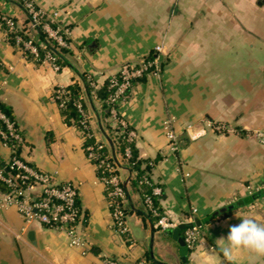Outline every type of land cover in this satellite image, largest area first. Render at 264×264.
Returning a JSON list of instances; mask_svg holds the SVG:
<instances>
[{
  "label": "crops",
  "instance_id": "0c3cea01",
  "mask_svg": "<svg viewBox=\"0 0 264 264\" xmlns=\"http://www.w3.org/2000/svg\"><path fill=\"white\" fill-rule=\"evenodd\" d=\"M33 1L70 28V62L97 86L123 63L154 54L163 45L161 74L135 82L129 99L119 105L137 133L139 157L152 160L151 179L163 190L157 207L176 222L191 215L199 222L188 264H264V255L244 249L229 262L218 243L231 224L241 222L237 215L264 222V190L249 192L264 183V144L246 134L264 127V3ZM0 11L19 22L26 16L9 0H0ZM78 82L69 64L56 70L25 56L0 23V101L23 133L20 156L58 182L77 187L83 212L79 232L90 242L85 252L73 247L63 231L28 223L11 206L0 210V264H106L109 257L125 264L140 258L150 264H185L173 229H158L137 192L126 203L129 237L112 229L105 185L87 156L82 128L74 118L66 119L52 97L56 87ZM85 100L93 129L103 139L99 111ZM170 116L180 136L177 151L171 150L163 127ZM208 121L237 130L221 134ZM189 125L204 134L191 139ZM10 155L0 138V158L6 162ZM121 174L128 180L127 170ZM228 205L234 207L221 211Z\"/></svg>",
  "mask_w": 264,
  "mask_h": 264
},
{
  "label": "built area",
  "instance_id": "2783aa9c",
  "mask_svg": "<svg viewBox=\"0 0 264 264\" xmlns=\"http://www.w3.org/2000/svg\"><path fill=\"white\" fill-rule=\"evenodd\" d=\"M26 8L32 14L36 25L43 17L49 21L43 23V28L49 37L54 39L60 46L71 49L70 34L68 27L57 23L55 12H48L33 0L26 2ZM14 15L6 13L0 15V19L5 21L9 27V32L14 31L17 22L13 19ZM51 23H56L52 25ZM33 24V26L35 25ZM35 35L29 39L16 35L15 45L24 53L25 56H33L39 59L40 51L35 44ZM163 45L155 47V53L152 57H142L135 61H128L121 65L116 73L111 74L109 78V88L112 90L108 97L110 107L111 121L114 128H118L120 134L130 141H136L137 133L130 127L125 117L119 109V105L129 99L134 83L142 77L150 75H160L162 71L161 52ZM41 63H49L56 70L61 65L56 61L54 55L47 51L41 58ZM53 100L60 108H63L70 98L68 86H58L53 91ZM74 105L79 114L78 124L82 128L85 140H91L85 143V149L88 158L95 164L101 181L105 185L108 198V205L111 215V227L117 233L129 237L130 230L126 221L125 204L128 200V194L121 175L118 173V166L107 158L104 148L108 146L107 142L93 129V120L87 109L84 96H80L74 101ZM0 138L3 144L11 150L9 159L0 163V210L14 206L26 222L38 221L46 227L63 231L73 247L82 249L84 252L90 247V242L79 232V224L83 218L82 209L78 203V189L72 182H58L52 173L42 171L37 167L26 162L17 153L16 146L23 144V133L17 125L15 118H11L0 108ZM208 126L218 133L233 131L228 129V125L223 122L208 121ZM163 127L171 150L179 149L180 136L175 129V117L170 116L164 120ZM192 126L187 127L188 135L191 139H197L204 134V130L193 131ZM235 130V129H234ZM260 143L264 144V129H255L252 132ZM126 157L130 156V149H126ZM120 163L126 161L118 154ZM11 172L7 174L5 168ZM136 173V172H135ZM134 173V174H135ZM141 183H148L151 186L149 192H145L144 206L146 210L155 217V225L160 230L174 229L181 223H191L183 231V238L188 249H193L199 239L200 226L197 224L193 215L188 216L181 222H176L173 218L162 212L154 202V196H160L163 192L162 187L153 184L145 176ZM128 184V183H127ZM264 190V183L256 188H249L253 194L256 191ZM196 212V209H192ZM129 239V238H128ZM106 264H125L116 258H105ZM134 264H150L146 258H140Z\"/></svg>",
  "mask_w": 264,
  "mask_h": 264
},
{
  "label": "trees",
  "instance_id": "16d2710c",
  "mask_svg": "<svg viewBox=\"0 0 264 264\" xmlns=\"http://www.w3.org/2000/svg\"><path fill=\"white\" fill-rule=\"evenodd\" d=\"M27 1L28 0H18V2L21 3L25 8H26L25 4ZM37 7H39V6L37 5ZM3 14H6V13L0 11V15H3ZM30 15L32 17V14H30ZM13 19L17 22V26H16V29L12 32L11 31L9 32V27L6 24V22L0 19V23L4 27V29L7 31L8 39L10 40L11 43L15 44L16 35H21L25 39H29L31 35H35V37H36L35 44L39 48L40 56H39V59H36L30 55L29 59L34 60L36 63H41V58L44 56L45 52L50 51L54 55L56 61L60 65L64 66V65L69 64L68 61H70V58L73 54L71 49L60 46L54 39L49 37L46 30H44V28H43V23L49 21L48 19H46L44 17L42 19H40V22L38 24L40 31H38V29L35 26H33L31 19L27 15L24 16V19L22 22H19L18 18L15 16L13 17ZM57 23H59V22H57ZM51 24L56 25V23H51ZM46 41L48 44L46 43ZM54 49H55V51H54ZM152 56H153V54H150V55L145 56V57H152ZM83 78H84V81L87 85L88 95L93 100V102L97 101V104L95 103L94 105H95V107H97V110L99 111V114L101 116L102 124H103L104 128L108 129V131H109V136L113 141V144H114V147H115L117 154H120L122 156V158H125L126 157V154H125L126 149L127 148L130 149V153H131L130 156L125 158L126 161H124L122 166L120 168H118L117 171H118L119 175H121L122 183H124L125 178L122 176L121 170L124 169V170H127L129 172L130 175L128 178L127 190H128L130 195L134 192H137L140 195V198H141L142 203H143V200H144L143 194L145 192H149L151 190V186L148 183H141V180L145 176H147L152 181V179H151V170H152V164L151 163H152V160H150V159L145 160V159L140 158L138 155V151L136 149V146H135V142L125 139L123 137V135L120 134V132H119L120 130L118 128L113 127L111 117H110L111 116L110 107L108 104V97H109L110 93L112 92V90L109 88V78H107L106 82L100 86L93 84L92 78L88 75L83 74ZM143 78H145V77H142L140 79H143ZM139 80H137V81H139ZM68 87H69L70 98L67 101L66 105L61 109L63 110V113L65 114L67 120L74 118L76 121H78L79 120V114H78L77 109L74 105V101L77 100L82 95L84 96L85 99H88V95L86 93V90L84 88L83 83L80 84L78 82L75 84H71ZM0 108L3 111H5L7 113V115H9L11 118H15L14 115L12 114V111L6 105H4L1 101H0ZM1 125L2 124L0 121V126ZM89 141H93V139L87 140L85 143H87ZM21 145L22 144H19L16 146V149H17L16 151L19 155H20L19 149H20ZM103 150H104V153L107 156V158L114 163L110 148L107 146ZM0 163H1V166H3L4 162L1 158H0ZM5 172L7 174H10L11 171L6 167ZM160 196H154V202H155L156 206H157L158 198H160ZM255 197H257V193L252 195V198H255ZM144 209H146L145 206H144ZM125 210L127 213V204H125ZM146 212L151 216L153 221H155V217L152 215V213L149 212L148 210H146Z\"/></svg>",
  "mask_w": 264,
  "mask_h": 264
},
{
  "label": "clouds",
  "instance_id": "9594fccd",
  "mask_svg": "<svg viewBox=\"0 0 264 264\" xmlns=\"http://www.w3.org/2000/svg\"><path fill=\"white\" fill-rule=\"evenodd\" d=\"M237 217L241 222L231 224L226 237L218 238L223 257L231 262L234 253L240 249L264 255V222L248 215Z\"/></svg>",
  "mask_w": 264,
  "mask_h": 264
},
{
  "label": "water",
  "instance_id": "95a60500",
  "mask_svg": "<svg viewBox=\"0 0 264 264\" xmlns=\"http://www.w3.org/2000/svg\"><path fill=\"white\" fill-rule=\"evenodd\" d=\"M9 1H12V2H15L16 4H18L21 7V9L25 12V14L31 19L32 23L35 24L33 18L29 14V11L21 3H19L18 1H15V0H9ZM259 3L263 4L264 0H259ZM34 26L38 29V31H40V28H39L38 25L35 24ZM46 43H47V41H46ZM54 51H55V49H54ZM68 63L74 69V71L78 74V76L81 78V81L84 84V88H85L86 93L88 95L87 85H86V83L84 81L83 74L81 72H79L77 70V68L70 61H68ZM88 98H89V100L91 102L92 107L94 108V104H93L92 99L90 98L89 95H88ZM97 117H98V121H99V127H100V130L102 132V137L107 142L108 147L111 150V154H112L114 162L117 164L118 168H120L123 163H120L118 154H117V152L115 150V147H114V144H113V141L110 138L109 133L107 132V130L104 128V126H103V124L101 122V119L98 116V113H97ZM127 183H128V180L124 181V186L126 187V190H127ZM127 194H128V201H129L130 200V194H129L128 190H127ZM232 207H234V205H228L227 207L222 208L221 211L226 210V208H232ZM198 223L199 222H197V224ZM189 225H191V223H181L176 228H174L173 232H172L173 237L178 241V243L180 245V254H181L182 259L185 262V264H188L187 257H188L189 249H188V247L186 245V242H185L184 238L182 237L181 233ZM158 262H160L161 264H168V263L162 262V261H158Z\"/></svg>",
  "mask_w": 264,
  "mask_h": 264
},
{
  "label": "rangeland",
  "instance_id": "374dc122",
  "mask_svg": "<svg viewBox=\"0 0 264 264\" xmlns=\"http://www.w3.org/2000/svg\"><path fill=\"white\" fill-rule=\"evenodd\" d=\"M225 124H227V123H225ZM228 125V129H232L233 131H231V132H234L235 130H237V128H234V126L233 125H230V124H227ZM235 129V130H234ZM255 129H264V127H261V128H255ZM255 129H252V130H249L248 132H246V134L248 135V136H251V137H253L252 136V132L255 130ZM228 132H225V133H221V134H227ZM255 138V137H254Z\"/></svg>",
  "mask_w": 264,
  "mask_h": 264
}]
</instances>
